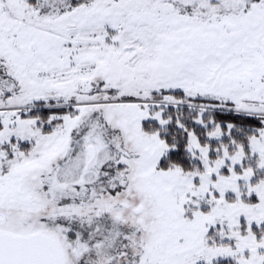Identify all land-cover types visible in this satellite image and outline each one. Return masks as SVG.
Returning <instances> with one entry per match:
<instances>
[{"label":"snow or ice","instance_id":"6c2138e0","mask_svg":"<svg viewBox=\"0 0 264 264\" xmlns=\"http://www.w3.org/2000/svg\"><path fill=\"white\" fill-rule=\"evenodd\" d=\"M0 264H264V0H0Z\"/></svg>","mask_w":264,"mask_h":264}]
</instances>
